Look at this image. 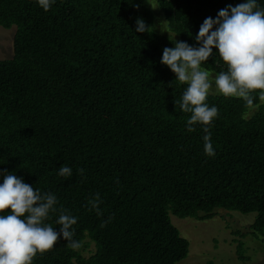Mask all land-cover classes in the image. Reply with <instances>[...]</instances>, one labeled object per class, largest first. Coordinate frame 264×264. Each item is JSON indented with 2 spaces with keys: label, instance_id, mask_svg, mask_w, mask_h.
Listing matches in <instances>:
<instances>
[{
  "label": "trees",
  "instance_id": "1",
  "mask_svg": "<svg viewBox=\"0 0 264 264\" xmlns=\"http://www.w3.org/2000/svg\"><path fill=\"white\" fill-rule=\"evenodd\" d=\"M242 2L156 0L158 33L150 0H55L48 11L0 0V27L15 29L13 55L0 60V171L54 193L81 243L61 238L32 264H179L189 242L170 215L202 221L218 209L255 214L250 235L264 238V103L209 93L219 110L209 157L202 127L188 132L190 114L174 104L187 85L160 63L165 47H197L203 21ZM138 18L153 31L137 32ZM202 67L226 70L215 48ZM61 165L73 175L59 176ZM97 193L102 216L86 207Z\"/></svg>",
  "mask_w": 264,
  "mask_h": 264
},
{
  "label": "clouds",
  "instance_id": "2",
  "mask_svg": "<svg viewBox=\"0 0 264 264\" xmlns=\"http://www.w3.org/2000/svg\"><path fill=\"white\" fill-rule=\"evenodd\" d=\"M37 2L48 11L55 0ZM136 24L137 32L153 31L142 18H138ZM195 40L197 47L184 41L165 47L160 63L170 68L175 81L187 85L181 98L174 100L175 107L190 114L186 121L188 132H194L196 125L202 127L205 155L214 157L210 129L219 110L206 102L210 91L214 88L217 94L242 99L248 108L257 106L254 93L264 103V8L257 0H245L236 6L229 4L219 10L215 19L207 17L203 21ZM214 48L226 66V70L215 75L202 67L213 55ZM77 171L83 176L85 170ZM58 175L71 177L72 168L61 165ZM0 176L3 177L0 183V264H32L38 253L53 249L61 238L72 250L81 247L80 241L74 239L73 226L77 218L62 205L58 207L54 193L34 189L14 173L0 171ZM102 203L97 193L87 201L86 207L102 216ZM53 215L58 231L47 222ZM111 219L113 217L102 221L100 227H106Z\"/></svg>",
  "mask_w": 264,
  "mask_h": 264
},
{
  "label": "rangeland",
  "instance_id": "3",
  "mask_svg": "<svg viewBox=\"0 0 264 264\" xmlns=\"http://www.w3.org/2000/svg\"><path fill=\"white\" fill-rule=\"evenodd\" d=\"M150 4L157 7L156 0H150ZM151 9L155 14L154 29L158 33H166L163 32L160 11L152 6ZM14 33V27H0V60L12 57ZM210 93L216 94L214 88ZM170 219L180 236L189 242L188 255L179 264H264V238L250 235V227L255 219L253 213L243 215L218 209L209 220L180 219L173 215H170ZM239 244L242 245L244 261L238 259L236 249ZM93 252L94 244L91 243L82 251V255L87 258Z\"/></svg>",
  "mask_w": 264,
  "mask_h": 264
}]
</instances>
